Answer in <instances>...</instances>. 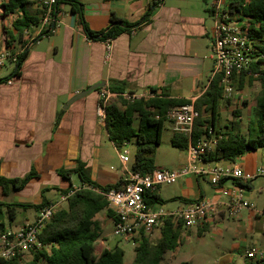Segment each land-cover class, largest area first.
<instances>
[{
	"label": "crops",
	"instance_id": "obj_1",
	"mask_svg": "<svg viewBox=\"0 0 264 264\" xmlns=\"http://www.w3.org/2000/svg\"><path fill=\"white\" fill-rule=\"evenodd\" d=\"M77 1L93 31L107 29L117 21L123 23L122 20L139 25L111 39L107 47L106 40L88 36L79 12L72 11L70 3L61 2L56 9L54 31L37 37L40 28L32 30L37 38H32L27 45L29 51L19 73L14 74V64L10 72L0 75L6 78L0 82V176L25 178L31 172L33 175L18 190L9 187L4 192L0 186L2 202H58L60 200L49 194L58 192L62 198L64 191L82 182L76 172L71 173L68 180L59 171L75 170L80 165L88 169L90 180L100 185L127 179L132 170L130 160L127 163L121 160L122 167L114 168L108 165V156L102 149L103 142L108 140L119 156L127 144L117 148L109 139L106 127L98 122L100 89L117 85L144 93L152 86L164 87L172 97L192 101L208 88L213 77L214 21L209 0H163L155 8L149 7L151 0ZM2 2L0 0V48L6 46V28L12 22L4 15ZM31 9L39 8L32 3ZM21 46L15 44L14 50ZM100 81H105V86L68 103L76 94ZM224 108L229 111L226 104ZM219 112L221 117L220 107ZM248 121L253 120L248 118ZM186 160L187 154L175 169L183 167ZM234 164L242 167L246 180L224 179L219 186H214L205 176L188 175L150 192L159 198L151 205L167 210L203 198L217 204V211L203 224L190 228L181 226V244L166 252L161 264L175 260L178 251L183 254L187 251L185 262L189 264L208 261L263 264L245 256L252 247L264 246L261 215L245 208L237 216H231L227 203L229 189L239 183L257 209H264V176L255 174L258 167L264 166V149L247 151ZM74 176L78 178L76 183ZM167 186H173L169 193L164 189ZM168 202L174 203V207L166 205ZM31 209L34 211L31 219L13 220L10 225L19 227L35 220L38 209L19 210ZM99 217L100 213L96 219ZM194 227L195 235L192 234ZM206 234L210 239H206ZM149 236L156 241L160 228Z\"/></svg>",
	"mask_w": 264,
	"mask_h": 264
},
{
	"label": "trees",
	"instance_id": "obj_2",
	"mask_svg": "<svg viewBox=\"0 0 264 264\" xmlns=\"http://www.w3.org/2000/svg\"><path fill=\"white\" fill-rule=\"evenodd\" d=\"M61 2L70 3L72 11L79 12L86 32L91 39L97 37L100 40L113 39L139 25V23L122 20L121 25L112 24L107 29L93 31L83 17V12L79 6L80 2L77 0H57L55 9L58 10ZM162 2L163 0H151L149 7L155 8ZM32 3V0H3L2 2L4 15H15L11 26L6 28V46L13 48L15 44L19 43L23 47V51L15 64L14 74L19 73L22 62L29 51L27 45L30 41L24 40L25 30L37 27L41 22V10L32 11ZM230 4L232 8L251 17L249 34L252 39L256 40L255 47L257 49L254 51L256 58L249 68L234 73L233 84L237 83L238 89H243L246 84L252 81L259 82L260 91L256 98L259 116L257 129L248 134L241 132L236 123L231 129L217 128L216 123L220 118V102L225 96L221 75H214L208 88L194 101L195 107L200 111V116L196 118L194 123L193 138L197 139L205 134L208 135V131L212 129L217 139L215 147L205 158L211 162L235 163L247 151L264 149V0H230ZM149 14L150 11L147 12V16ZM114 20L116 19L114 18ZM114 20L111 22L113 23ZM51 27L52 23L43 29L37 37L49 34ZM249 71L256 76L248 75ZM5 79L0 77V82ZM107 89L117 94V97L105 107L104 126L108 131L109 139L119 149L132 140L135 141L132 171L148 173L158 168L155 153L162 142L167 119L166 113L171 107L189 103L191 99L172 97L164 87L152 86L148 88L151 93L150 96L135 99H127L124 96L126 92L134 93L135 91L125 90L123 86L110 85ZM156 112L159 113V117L155 116ZM234 112L240 113L237 110ZM136 117L138 118L137 126L134 125ZM171 143L181 150H186L188 147V139L183 134L173 133ZM73 172L79 174L81 183H87L91 187L77 190L68 197L65 207L57 209L40 235L47 248L32 251L23 257L0 260V264H124L125 251L118 245L112 248L105 247L97 253L96 245L101 230L96 215L105 210L109 217L116 219L114 210L108 206L104 192L112 188L124 187L126 180H121L115 184L100 185L90 180L88 169L84 165H80L75 170L59 171L68 180H70V175ZM32 175L31 172L25 178L0 176V186L3 187L4 192H7L9 187L18 190ZM145 199L148 204L159 201L158 195L150 192L145 194ZM47 204H49L47 200L40 204L0 201V213L13 221L16 219L19 209L28 207L39 209ZM2 223H4V218ZM181 226V222L172 217H167L160 227V236L156 241H152L149 234H142L139 237L138 245L135 246V256L131 264H161L166 252L175 250L181 244ZM183 264H189V262Z\"/></svg>",
	"mask_w": 264,
	"mask_h": 264
},
{
	"label": "built area",
	"instance_id": "obj_3",
	"mask_svg": "<svg viewBox=\"0 0 264 264\" xmlns=\"http://www.w3.org/2000/svg\"><path fill=\"white\" fill-rule=\"evenodd\" d=\"M41 10V22L39 26L26 29L24 40L31 41L34 28L40 31L47 28L51 23L50 32L54 31V24L57 22L56 9L57 0H32ZM209 10L214 21V28L211 36V51L213 59V74H220L224 85V96H230L234 90V73L248 69L256 58L254 51L256 40L249 34L251 17L244 15L239 10L232 8L230 0H210ZM15 15H10L13 20ZM107 47H110L111 39H107ZM14 48V47H13ZM7 46L0 48V71L7 62L16 64L23 47L14 50ZM252 74L250 71L248 75ZM256 76V74H252ZM12 82L10 78L7 79ZM149 91L144 93H124L127 99L150 96ZM117 97L106 87L99 91V102L97 116L105 124L106 105ZM195 100L189 103L171 107L166 113V118L171 121L174 133L183 134L188 139L186 149L187 160L180 169L156 168L148 173L130 171L122 188H112L104 192L108 206L116 214L114 219L113 236H118L125 242H132L138 245L139 237L142 234H151L155 229L160 228L167 217L182 223L185 228L203 224L213 213L217 211V204L207 198L195 200L185 206L174 210H167L163 206H152L145 199L147 192H153L162 185H172L181 177L188 175L205 176L214 186H219L224 179L243 181L247 179L242 167L234 163L211 162L205 158L216 145V137L212 129L197 139L193 138L194 123L200 116L194 104ZM159 117V113H155ZM128 150L120 152V159L127 163L130 160ZM256 175L264 176V166L258 167ZM249 178V177H248ZM91 187L87 183H80L72 186L58 202H51L37 210V216L32 222H27L19 227L3 223L0 229V260H11L23 257L26 254L47 248L40 235L45 226L51 221L61 201H67L68 197L77 190ZM227 206L231 216H237L243 209L255 210L261 215V224L264 228V209H257L245 194L241 184L233 185L229 191ZM245 256L254 261L264 264V246L252 247L246 251Z\"/></svg>",
	"mask_w": 264,
	"mask_h": 264
},
{
	"label": "rangeland",
	"instance_id": "obj_4",
	"mask_svg": "<svg viewBox=\"0 0 264 264\" xmlns=\"http://www.w3.org/2000/svg\"><path fill=\"white\" fill-rule=\"evenodd\" d=\"M203 2V0H202ZM208 2V1H207ZM210 2V0H209ZM208 2V5H209ZM206 5V4H204ZM210 11V10H209ZM205 15L209 18L207 12L205 11ZM12 21V19H11ZM8 28L11 26V23H8ZM11 63L7 62L6 66L0 71V75L2 73H8L12 69ZM248 79V76H247ZM234 90L232 91L230 96L225 97L220 102V111H221V117L218 119L216 125L217 128H222L224 130L231 129L234 123H236V126L245 134L251 133L254 130L257 129V118L259 116V112L256 108V98L260 91V84L258 81H252L251 83H248L245 85L243 89H238L237 83L233 84ZM238 94V96H236ZM237 97V98H236ZM233 102V103H232ZM227 105V108L229 111H227L224 106ZM230 104L232 106L230 107ZM237 110L240 113L237 114L234 111ZM248 118H252L253 121H248ZM98 122L101 125H104L98 118ZM134 125H138V118L136 117L134 120ZM173 135L172 131V125L168 119L165 121V129L163 131L162 135V142L158 146L156 153H155V159L156 163L159 165H164L170 169H175L179 163L185 158L186 153L184 150H181L177 147H174L171 143V138ZM102 149L107 154L109 163L108 165H114V168L120 169L122 167L120 155L118 156L117 153H115L112 144L110 141L103 142ZM124 149L128 150L129 152V165L132 164L134 161V151H135V141L132 140L129 142L121 151ZM73 182H78L77 176L73 177ZM166 193H169L172 191L173 186H167L164 188ZM51 198L55 200H61V194L58 192H52L49 194ZM17 200V198H15ZM67 205V201H61L60 202V208L65 207ZM166 205H169L171 207H174V203H166ZM34 215L33 209L26 211V210H19L17 217L15 219V222H18L20 220H24L25 218L31 219ZM100 224V230L101 234L97 241L96 249L97 253H99L103 248L105 247H115L118 245L119 247L123 248L125 251L124 256V264H131L133 261V258L135 256V246L132 242H125L122 238L118 236H113V228L114 224L110 217L106 214L105 211L100 212V217L98 219ZM4 223L6 225L10 224V220L5 217ZM193 235L196 234V227L193 228ZM206 239H210L209 235L206 234ZM186 243L184 245V248L186 249ZM187 251L183 254L181 251H178L177 258L170 262L169 264H183L188 258L186 254ZM196 264H203L202 262H197ZM204 264H213L211 262H206Z\"/></svg>",
	"mask_w": 264,
	"mask_h": 264
},
{
	"label": "water",
	"instance_id": "obj_5",
	"mask_svg": "<svg viewBox=\"0 0 264 264\" xmlns=\"http://www.w3.org/2000/svg\"><path fill=\"white\" fill-rule=\"evenodd\" d=\"M113 24L114 25L115 24L116 25H121L122 23L117 21V22H114ZM103 86H105V81H100V82L94 83L91 86H89L87 89H85V90L79 92L78 94H76L68 103H71L73 100H75L77 98H80V97H82V96H84V95H86V94H88V93H90V92H92L94 90H97L98 88L103 87ZM3 218H4V214L0 213V229L3 228V223H2Z\"/></svg>",
	"mask_w": 264,
	"mask_h": 264
}]
</instances>
